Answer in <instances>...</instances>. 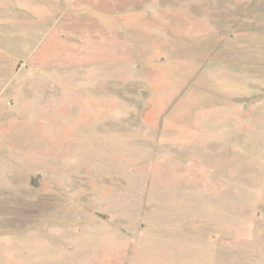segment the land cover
Here are the masks:
<instances>
[{
	"label": "rangeland",
	"instance_id": "rangeland-1",
	"mask_svg": "<svg viewBox=\"0 0 264 264\" xmlns=\"http://www.w3.org/2000/svg\"><path fill=\"white\" fill-rule=\"evenodd\" d=\"M0 264H264V0H0Z\"/></svg>",
	"mask_w": 264,
	"mask_h": 264
}]
</instances>
